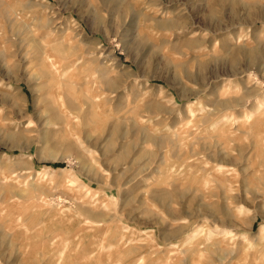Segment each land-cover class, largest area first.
I'll use <instances>...</instances> for the list:
<instances>
[{"label":"rangeland","instance_id":"rangeland-1","mask_svg":"<svg viewBox=\"0 0 264 264\" xmlns=\"http://www.w3.org/2000/svg\"><path fill=\"white\" fill-rule=\"evenodd\" d=\"M0 264H264V0H0Z\"/></svg>","mask_w":264,"mask_h":264},{"label":"bare ground","instance_id":"bare-ground-1","mask_svg":"<svg viewBox=\"0 0 264 264\" xmlns=\"http://www.w3.org/2000/svg\"><path fill=\"white\" fill-rule=\"evenodd\" d=\"M215 219H217V218L214 217V220H215Z\"/></svg>","mask_w":264,"mask_h":264}]
</instances>
